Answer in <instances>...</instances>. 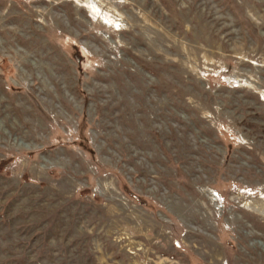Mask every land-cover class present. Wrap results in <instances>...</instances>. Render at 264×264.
<instances>
[{"label":"rangeland","instance_id":"rangeland-1","mask_svg":"<svg viewBox=\"0 0 264 264\" xmlns=\"http://www.w3.org/2000/svg\"><path fill=\"white\" fill-rule=\"evenodd\" d=\"M0 264H264V0H0Z\"/></svg>","mask_w":264,"mask_h":264},{"label":"trees","instance_id":"trees-1","mask_svg":"<svg viewBox=\"0 0 264 264\" xmlns=\"http://www.w3.org/2000/svg\"><path fill=\"white\" fill-rule=\"evenodd\" d=\"M2 164H0V170H1V168H2V166H1Z\"/></svg>","mask_w":264,"mask_h":264}]
</instances>
